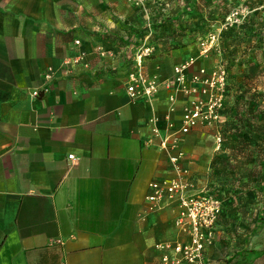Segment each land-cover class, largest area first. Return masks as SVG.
I'll use <instances>...</instances> for the list:
<instances>
[{
	"label": "crops",
	"instance_id": "obj_1",
	"mask_svg": "<svg viewBox=\"0 0 264 264\" xmlns=\"http://www.w3.org/2000/svg\"><path fill=\"white\" fill-rule=\"evenodd\" d=\"M62 2L0 0V264H160L157 244L180 237L178 205L150 212L146 197L175 176L161 140L188 98L178 92L171 109L167 85L131 98L122 60L107 65L77 38L97 22L92 4ZM258 14L264 26V0ZM210 129L180 143L195 194L208 184ZM221 236L216 225L212 246ZM259 246L264 264V226Z\"/></svg>",
	"mask_w": 264,
	"mask_h": 264
},
{
	"label": "rangeland",
	"instance_id": "obj_2",
	"mask_svg": "<svg viewBox=\"0 0 264 264\" xmlns=\"http://www.w3.org/2000/svg\"><path fill=\"white\" fill-rule=\"evenodd\" d=\"M62 1L92 4L89 14L97 22L77 38L90 43L92 53L107 65L122 60L130 73L143 45L154 49L147 71L163 82L172 81L174 67L190 59L195 63L190 74L201 65L226 69L220 119L202 125L214 133L205 190L220 199L215 227L222 233L212 246L214 228L205 254L215 256L218 264H259L264 226V26L259 0ZM101 15L112 22L100 20ZM212 32L219 35V47L202 57L199 39ZM228 199L234 200L233 207L227 208Z\"/></svg>",
	"mask_w": 264,
	"mask_h": 264
},
{
	"label": "built area",
	"instance_id": "obj_3",
	"mask_svg": "<svg viewBox=\"0 0 264 264\" xmlns=\"http://www.w3.org/2000/svg\"><path fill=\"white\" fill-rule=\"evenodd\" d=\"M75 42L79 44L80 40ZM198 47L202 57L208 56L218 49L219 35L212 32L200 37ZM153 50V47L142 45L135 53V67L128 74L127 80L130 97L151 99L163 85H167L174 88V92L169 96L171 109H175L178 92L188 98L182 107L179 123L169 120L168 134L161 140L162 147L169 153L175 176L151 181L150 193L146 197L150 212L165 209L172 202L178 205L176 224L179 227L180 237L174 241L157 244L156 247L161 253L160 264H211L205 250L211 242L210 238L220 214L221 202L208 190L198 194L191 192L195 180L190 168L183 165L187 157L180 143L183 135L192 132L200 125H212L220 119L227 85V71L222 66L208 70L201 65L190 74L189 70L195 64L194 60L190 59L174 67L172 81L163 82L156 74L147 71V60ZM104 54L105 51L102 52V55ZM84 57L85 52L82 51L74 62L84 61ZM39 93L37 90L33 94L38 96ZM69 157L74 158L73 155Z\"/></svg>",
	"mask_w": 264,
	"mask_h": 264
},
{
	"label": "trees",
	"instance_id": "obj_4",
	"mask_svg": "<svg viewBox=\"0 0 264 264\" xmlns=\"http://www.w3.org/2000/svg\"><path fill=\"white\" fill-rule=\"evenodd\" d=\"M229 207H233L234 206V200L233 199H228L227 201V208Z\"/></svg>",
	"mask_w": 264,
	"mask_h": 264
}]
</instances>
